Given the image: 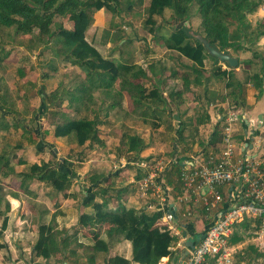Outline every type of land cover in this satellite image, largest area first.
I'll use <instances>...</instances> for the list:
<instances>
[{
	"label": "trees",
	"instance_id": "1",
	"mask_svg": "<svg viewBox=\"0 0 264 264\" xmlns=\"http://www.w3.org/2000/svg\"><path fill=\"white\" fill-rule=\"evenodd\" d=\"M262 1L148 0V5L145 8L144 26L157 45L177 53L179 58L188 61V63L181 64V72L186 73L190 84L201 87L200 96L206 104L218 99L223 103L229 101L234 110L246 111L248 110V106L245 105L246 85L251 84L258 94L264 88V56L257 48L259 39L264 35V30L260 24L252 25L248 19L249 15L257 11ZM121 4L125 6L128 15L135 6L144 5L145 0H124L123 3L119 0H0V71L4 69L2 63L10 56L11 48L16 46L22 48L29 55L37 52L36 55L45 58L41 65V68L44 69L40 76L42 79H48L56 74L60 65H69L78 70V73L71 77L68 85L59 83L54 91L41 96L40 107L30 113V119H36L37 115L42 118L44 116L42 114H53L52 121L60 118L59 122L54 125L53 137L69 138L77 147L102 144L99 139V126L103 125L105 120L101 114L107 117L109 110L118 109L121 102L120 96L130 100L134 111L140 110L145 113L156 110L160 114L163 112L162 108L167 105V102L162 98L165 90H167V96L172 103L182 97L181 91H174V87H164L162 84L166 78L177 79L176 69L166 70L162 64L159 68L154 65L148 66L147 69L139 68L129 60L123 62V50L120 53L122 63H115L111 59L104 58L86 40V32L93 23V14L104 8L107 9L109 6V11L120 15ZM165 10L171 11L169 18L166 19H164ZM156 17L163 18V26L170 27L168 35L158 36L162 26L158 25ZM194 17H198L201 21L197 33L215 49L231 54L238 52L251 54L250 58L242 61L237 59L245 69L246 77L244 79H239L234 69H222L217 58L209 55L200 41L187 34L191 30L184 23ZM56 18H61V21H57ZM63 21L70 22L72 27L65 28ZM111 36V43L118 44L121 48L127 45L126 39L120 31L112 33ZM6 47L9 48L6 49ZM208 59L212 61L209 69L206 67ZM18 73L21 77L24 76L22 69L18 70ZM147 79L151 81L150 89L141 83L142 80ZM213 84H222V87L216 91L210 87ZM115 85L117 86L115 87ZM2 86L0 85V109L20 118L22 112L17 111L13 103L10 104L9 91ZM39 92L40 90H38V94ZM22 100L26 102L28 98L24 96ZM64 102L67 103L66 106L63 105ZM55 108H59L60 111L54 110ZM64 108L73 112L75 116L69 117L65 114L66 111H63ZM174 116L172 117L174 118ZM208 119L209 117L205 115V120ZM142 122L148 123L146 120H142ZM11 124L15 129H22L23 135H27L26 140L29 144L38 146L32 137L31 130L26 129L21 122L14 118ZM152 126L155 129L160 127L159 123L152 124ZM8 127L9 122L0 119V128L5 130ZM167 129H172L170 123L167 125ZM183 132L184 125L182 123L176 133L182 136ZM45 134L47 131L43 133V135ZM121 137L118 148L126 147L125 151L130 155L133 153L134 156H138L148 146L139 135L131 134L130 131L122 132ZM217 140V133L214 132L209 144L212 145ZM17 148H22V145L19 144ZM8 163L9 158L2 153L0 155V173L7 170L2 173V176L13 172L11 168L8 169ZM19 164H25V162L20 161ZM138 170L140 174L135 175L136 181L144 175L139 168ZM138 170L137 172H139ZM178 173L179 166L177 163H173V167L165 170V179L170 178L171 174H175L179 185ZM16 175L20 177L21 189H27L29 183L33 182L43 184L55 194H59L69 190L71 180L76 177V172L71 162L62 159L56 164L53 161L33 163L28 166L26 173H17ZM105 175L106 173L99 172V174L89 177L88 181L93 189L97 187V190L91 193V200L88 195L90 190H86L85 202H81L83 195L80 194V203L90 206L91 210L89 213L80 215L71 233L68 228L58 229L56 218L48 219L45 216L46 209H43L41 213L35 212V216L38 215L39 218L32 246L34 257H40L44 261L53 259L62 264L71 255L84 254L88 249L89 255L86 259L89 262H92V259L96 258L95 256L101 255L104 264H158L162 258L166 257L169 260L172 258L171 248L176 237L167 228L157 226L165 209H162L159 203L155 204L153 210H149L147 206L138 208L119 206L125 198L126 192L129 191L130 185H119L115 189L113 179H110L109 183L103 180ZM116 175L110 178L116 177ZM104 183L107 184L106 187H103ZM167 183L171 182L167 181ZM6 195H10L13 199L17 197L15 193ZM4 196L0 188L1 231L6 228L9 222V217L5 215L6 211L2 210ZM75 196L73 194V197ZM95 199H100V201H94ZM119 200L120 202L115 204L119 208L111 209L112 202ZM64 211L69 212L61 209L59 214L64 215ZM206 223L205 220L204 224L206 225ZM259 225L258 220L244 219L234 227L230 243L243 242L246 230L250 227L253 230H258ZM120 240L130 243L131 260L118 256L106 257L109 248ZM82 241L84 243L87 241L90 246L85 247ZM0 248H3V244H0ZM81 248H85V250L81 251ZM251 249L252 258L255 261L264 256L263 252Z\"/></svg>",
	"mask_w": 264,
	"mask_h": 264
},
{
	"label": "rangeland",
	"instance_id": "2",
	"mask_svg": "<svg viewBox=\"0 0 264 264\" xmlns=\"http://www.w3.org/2000/svg\"><path fill=\"white\" fill-rule=\"evenodd\" d=\"M119 1L123 3L124 0ZM147 1L148 0H145V4L142 6H135L128 15L123 4L119 7L121 9L120 15H116L114 12L109 11L108 7L111 6V3H109L107 9L104 8L93 14V23L86 32V40L91 43L104 58L115 60V63H122L120 53L123 50V62L124 60H129L139 68L147 69L150 65L159 68L162 64L166 67V70L176 69L177 79L166 78L162 84L164 87H174V91H181L182 97L176 99L174 103H172V101H168V93L166 92L167 90H165L162 94V98L167 102V105L165 108H162L163 112L160 114L155 110L154 112L146 111L143 113L139 110V113L137 111V113H134L137 114L136 116L140 117L137 118L132 114L130 117H126L125 114L121 115V110L127 112V109H133V107L132 104L127 105L122 96H120L121 102L118 109L109 110L107 117L101 114V117L106 121V123L99 126V139L102 142L101 145L96 143L93 146H84L81 148L77 147L69 138L63 139L53 137L54 125L60 120V118H57L55 121H52L53 114H42L44 115L42 118L37 115L35 117L36 119H30V113L38 109L41 105L40 97L54 91L59 83L68 85L71 77L76 75L78 70L69 65H60L56 74L48 79H42L40 76L44 69L41 68V65L45 58L36 55L37 52L29 55L23 51L22 48L17 46L11 48L10 56L2 63L4 69L0 71V77L2 78L0 85L8 89L10 104L13 103L14 108H16L17 111L19 110L20 113L22 112L20 118H17L15 115L6 113L3 109H0V119L9 122V127L7 129L4 130L0 128V155L3 153L5 157L9 158L7 167L13 170V172L7 173V176H2V173H5V171L7 172V170H3V172L0 173V188L2 194L5 195L3 210L7 212V209H10L12 206L10 204L8 207L9 203L7 199L10 200L11 196L6 194L15 193L17 198H19L15 207L18 209V214L22 216L18 222L19 228H16L17 232L28 230L29 232H34L32 230L33 226H31V216L32 214L35 215L36 211L41 212L43 209H46L51 219V217H57L58 209H62L72 212L75 219L73 222L69 221L66 227L63 222L65 217L59 216L57 219L58 229L68 228V231H70L69 233H71L74 227L73 224L76 225L80 215L85 214V212H83L85 211V207L80 203V194H84L88 188H90V193L97 190V187L93 189L90 181H88L89 177L93 174H99V172L106 173L103 180L109 183L111 182L110 179H113L115 189H117L116 187H119V185H130L129 191L126 192L128 198L134 196L138 199V207L147 206V208H149L148 205L150 203L155 205L160 202L157 198L158 195L161 196V194H158L160 190L157 188L150 189L149 192L146 191L147 193L138 191L137 181L132 180L135 179V175L140 174L138 165L136 164L137 162L146 164L158 162L163 168L166 166L171 168L173 167V163H177L182 156L185 157L200 151H208L210 149L208 148V144L214 132L217 133L218 139L214 143L217 144L214 147V152L215 154L219 153L221 149L220 135H222L221 133L224 130V126H226L225 118L228 117V114L236 113L237 111L230 106L229 101L223 103L218 99H214L209 104H206L204 99L200 96L202 92L201 87L190 84L188 81L189 77L186 73L181 72V64L188 63V61L184 58H179L177 53L167 51L154 42L152 36L144 26V21L146 20L145 8L148 5ZM170 14L171 11L165 10L164 19L169 18ZM162 19L163 18L156 17L158 25L162 26L161 28L159 27V37L168 35L170 29L168 26H163ZM56 20L60 22L61 18H56ZM63 23L65 28L69 29L72 27L70 22L63 21ZM184 24L191 31L198 34L197 31L201 25V21L198 17H194ZM119 31L126 39L127 45L123 48L118 46V44L111 43L112 33ZM8 48L9 47H6V49ZM257 48L264 56V51L262 47L259 46V42ZM250 55L249 52L231 54V56L237 57L240 61L250 58ZM218 64L221 65L223 69H229L226 64L220 62ZM211 65L212 61L209 59L206 60L207 69H209ZM20 69L24 72L23 77L18 73ZM234 70L239 79H244L246 77V72L242 65ZM156 71H158V69H156ZM149 76L152 75L149 74ZM166 77L168 76L166 75ZM141 83L147 89L151 88V81H149V79L142 80ZM116 86L117 85H115V87ZM210 87L217 91L221 89L222 84H213ZM38 90H40L39 94ZM24 96L28 98V101L24 102L22 100ZM177 103H179V105H177ZM66 104V102L63 103L64 106H66ZM54 110L60 111L59 108H55ZM63 111H66L65 114L69 117L75 116L73 112H69L66 108H64ZM239 112L241 113V111ZM173 115H175L174 118L172 117ZM205 115L209 117L208 120H205ZM218 117L223 118L218 119ZM13 118L21 122L26 129L32 131V137L38 143L37 147L36 144H29L27 142V135H23L22 129H15L12 126L11 123ZM142 120H146L148 123H144ZM155 123H159L160 127L155 129L152 126V124ZM169 123L172 127L171 130L167 129ZM182 123L184 125V132L182 136H179L176 131ZM233 129L235 145L236 148H238L242 143H239L236 138H241L244 135L235 125ZM246 129L248 132L250 131L249 128ZM45 131H47V134L43 135ZM124 131H130L131 134L139 135L148 145L147 148L141 151L142 153L144 152L143 158L134 156L133 153L132 155L126 153V147L120 146V148H118L120 139H122V132ZM255 131H257V133H254L253 137H256L255 141L257 140L258 142L256 152L264 156V125H262L260 129L257 128ZM251 142L250 140V143ZM19 144L22 145L20 149L17 148ZM146 149L150 150L145 152ZM141 152L139 154H141ZM139 158L143 161H139ZM62 159L71 162L76 172V177L71 180V186L65 193L55 194L45 185L33 182L29 183L27 189L20 188V177H17V173H26L28 171V166L33 163L40 164L41 162L53 161V163L56 164L57 161ZM20 161H24L25 164H19ZM137 170L139 172H137ZM118 173L120 175L117 176L116 174ZM113 175H116V177L110 178ZM164 180V191H166V189L168 191V188L172 189V196L179 193L180 187L177 183L175 174H171L170 178H164ZM167 181L171 183L169 184ZM106 183L103 184V187H106ZM167 193H169V191ZM73 194L76 196L73 197ZM125 197L127 196L125 195ZM128 198H124L123 201ZM97 200L100 201V199ZM119 202L120 200L118 202H112L111 209L113 207L116 208L117 206L115 204ZM123 204L121 205L124 206ZM162 204L165 205V203ZM12 208L14 207L12 206ZM22 209L24 210L23 212ZM108 209H110V206H108ZM153 209L154 207L149 210ZM198 217L199 216H196L191 226L201 232L205 222H199ZM1 222L2 216L0 215V233L4 232L6 229L1 231ZM185 222V219H181L177 221V224L179 226L185 225ZM159 223L160 225H164V221L162 220H160ZM171 223L172 222L169 224ZM172 225L179 230V227H176L175 223ZM258 233L259 230H252L250 227V229L246 230L244 233L245 242L260 243L261 245V242H264V234L263 239H261L260 235H257ZM7 236L9 248H11L13 255L16 257V255L20 253L19 251L17 254L15 253L18 250L16 247H19L22 243L19 241L18 243L17 241L13 243L11 241L12 236L9 237L8 234ZM31 236L28 234L29 240L32 239ZM82 242L84 243V241ZM27 244H29L28 241L26 242V245ZM26 245L24 244L23 246L26 247ZM83 249L85 250V248ZM83 249L81 248L80 250L82 251ZM31 252L33 253V251ZM234 263L236 264V262ZM258 263L264 264V259Z\"/></svg>",
	"mask_w": 264,
	"mask_h": 264
},
{
	"label": "built area",
	"instance_id": "3",
	"mask_svg": "<svg viewBox=\"0 0 264 264\" xmlns=\"http://www.w3.org/2000/svg\"><path fill=\"white\" fill-rule=\"evenodd\" d=\"M241 114L231 113L225 118L218 154L214 152L217 144H208V151L177 161L180 192L172 204L168 201L172 189L168 188L169 193L167 189L164 191L161 181L162 174L169 167L163 168L158 162L136 163L144 173L137 181L138 191L160 190L158 194L161 196L157 198L160 207L165 209L160 219L164 225L161 226L180 236L177 247L184 248V237L169 224L174 216L192 223L199 214L197 210L204 212L208 225L203 238L188 251L182 264H233L229 239L233 228L246 218L258 220L259 232L264 233V158L252 154L246 143L236 148L233 126L241 120Z\"/></svg>",
	"mask_w": 264,
	"mask_h": 264
},
{
	"label": "crops",
	"instance_id": "4",
	"mask_svg": "<svg viewBox=\"0 0 264 264\" xmlns=\"http://www.w3.org/2000/svg\"><path fill=\"white\" fill-rule=\"evenodd\" d=\"M147 4H148V1H147ZM248 19L252 25L256 26L257 24H260V26H262V30H264V0L262 1L261 5L257 9V11L248 16ZM166 30H167V28H166ZM259 46H261L263 51H264V35H262L260 38ZM113 61L116 62L115 60H113ZM239 66H240V64H238L237 67H239ZM257 94H258V92L253 88V86L251 84L246 85V87H245V105L248 106V108H247L248 110H246V111L236 110L237 112L241 111L242 114H241V120L235 124V127H237V129H239V131H242V134L244 135L241 138L237 137L236 138L237 141L239 143H242L243 145L246 143L247 148L252 152V154L259 155L256 152L257 151L256 146H257L258 142H257V140L255 141L256 137H253V135H254V133L255 134L257 133V131H255L257 128L260 129V127L262 125H264V88H263V91L260 94H258V96H257ZM123 99L125 100L127 105L132 104L128 98L124 97ZM168 101H170V100L168 99ZM125 102H124V104H125ZM137 112L134 111L133 109L129 108V109H127V112H124L123 110H121V115L125 114L126 117H130V115L132 114L133 116L134 115L136 116L137 114H134V113H137ZM136 117L140 118L138 116H136ZM103 122L106 123V121H103ZM246 128H249L250 131L248 132ZM136 133H137V131H136ZM250 140L252 141L251 143H250ZM149 150L150 149H146L145 152H148ZM138 156L140 158H143L144 152L143 153L141 152V154H139ZM262 157L264 158V156H262ZM165 176L166 175H165V171H164V173L162 174V182L165 181L164 180ZM132 180H136V179H132ZM89 190H90V188L87 189V191H89ZM87 191H85V193L82 194L83 195V199H82L83 201L81 200V202L86 201L85 197H87L86 196ZM88 195H89V200H91L90 199L91 193L89 192ZM126 196L127 197H125V199L128 198L127 194H126ZM174 198H175V196L169 197L168 201L173 202ZM17 200H19V198H17V197H16V199H13V198H10V200L7 199V202L9 203L8 207L11 204L14 208H12V206H11L10 209L9 208L7 209V212L5 214L6 216L9 217V222L7 223L5 231L0 234V244H3V248L2 249L0 248V264H59V263L55 262L53 259H49V260L44 261V260L40 259V257H34V255L31 252L32 246H33V241H34V238L36 237V226H37L38 218H39L38 215L35 216L32 214V216H31V218H32L31 226H33L32 230L34 232H29V230L23 231V232H19V231L17 232L16 231V228H19L18 222H19L20 218L22 217L20 214H18V209L15 207L17 205ZM94 201H99V200L95 199ZM4 202L5 201H3V205H4ZM125 203H127V204H125ZM121 204H123L125 207L138 208V199L134 196H131L127 200H124L123 202H121ZM121 204L119 206H121ZM119 206H117L116 208L113 207L112 209L115 210V209L119 208ZM154 206L155 205L151 204V203L148 205L149 209L154 207ZM84 207H85V211H83V212H85V214L89 213L91 210L90 206L84 205ZM2 210H3V208H2ZM23 211L24 210L22 209V212ZM3 212H4V210H3ZM197 212L199 213L198 214L199 215L198 221L201 223H202V221L205 222L204 212L200 211V210H197ZM45 216L48 219H50L47 212L45 213ZM59 216L65 217L63 220L65 226L68 224L69 221L73 222L75 219L72 212H67V213L65 212L64 215H61V214H59V211H58L56 220L58 219ZM73 225H75V224H73ZM206 225H207V223H206ZM206 225H205V227H206ZM157 226H160L159 222H157ZM258 230H259V228H258ZM179 232H181L182 238L183 237L185 238V239L183 238V244L186 243L185 241H187V240H192V239H195L196 236L199 237L200 235H202V231L200 232L196 229H193V227H191L189 225L185 226V228L179 227ZM7 234L9 235V237L12 236L11 241L13 243H14V241H17V243H18V241L22 243V245H20L19 247H16L18 250L15 253L17 254L18 251L20 252V253H18V255H16V257L13 255V253H12L13 251H11V248H9V244L7 243V239H8ZM28 234H30V236L33 234L31 236L32 237L31 240L28 239ZM263 234H261L259 232L257 235L258 236L260 235V238L263 239ZM176 240H177V238H176ZM27 241L29 244L26 245ZM179 241L180 240L178 239V241L176 243H178ZM24 244L26 245V247L23 246ZM84 244H85V247L90 246L87 241ZM229 245L231 247L233 264H235L234 262H236V264H261L258 262L264 258V256H263L262 258L255 261L252 258L253 254H252V249H251V248H253L257 252H261V253L264 252V242H261L262 246L260 245V243H247V242H245V240L243 242H237L235 244H231L230 239H229ZM262 247H263V249H262ZM171 250L173 253L172 258L170 260H169V258H166V257L162 258L158 264H182L183 258L185 255V250L180 248V247H177L176 244H173ZM88 255H89V252L87 249L84 252V254L71 255V257H69L67 260L65 259L62 264H104V261H103V258L101 255L95 256L96 258L92 259V262H89L86 259L88 257ZM114 256H118V257H122V258L127 259V260H131L132 252H131L130 243L128 241H125V240H120L119 242L113 244L109 248V251H108L106 257L108 258V257H114Z\"/></svg>",
	"mask_w": 264,
	"mask_h": 264
},
{
	"label": "water",
	"instance_id": "5",
	"mask_svg": "<svg viewBox=\"0 0 264 264\" xmlns=\"http://www.w3.org/2000/svg\"><path fill=\"white\" fill-rule=\"evenodd\" d=\"M187 34H189L193 38H196L198 41H200L209 55L216 57L220 63L226 64V66L229 69H235L238 66L237 58L231 56L230 53L221 52V51L215 49L214 47L209 45V43L203 37H201V35L196 34L193 31H189ZM202 238H203V235H200L198 238L187 241L185 243V247L189 250H192L196 241L201 240Z\"/></svg>",
	"mask_w": 264,
	"mask_h": 264
},
{
	"label": "clouds",
	"instance_id": "6",
	"mask_svg": "<svg viewBox=\"0 0 264 264\" xmlns=\"http://www.w3.org/2000/svg\"><path fill=\"white\" fill-rule=\"evenodd\" d=\"M239 64V63H238ZM162 181V180H161ZM164 182V181H163ZM172 197V196H171ZM173 202H174V200H173ZM173 202H169L170 204H172ZM165 212V211H164ZM164 215V214H163ZM197 216H199V215H197ZM179 220H181V218L178 216V215H175L174 216V219H173V222L171 223V226L176 230V231H178L179 232V230H177L176 228H175V226H173L172 224H176V227H183V228H185V226H187V225H189V226H191V224L194 222V221H192V223H184L185 225H178L177 224V221H179ZM158 222H160V220L158 221ZM240 224V223H239ZM239 224H237V225H239ZM207 225H208V222H207ZM206 225V226H207ZM160 227H164V226H161L160 225ZM192 227V226H191ZM165 228H167V227H165ZM205 225H204V227H203V230H202V235H203V232H204V230H205ZM168 229V228H167ZM193 229H194V227H193ZM171 233H172V235L174 236V237H176L177 238V240L175 241V243L174 244H176V242L178 241V239H180V236L179 235H176V234H174V231L173 230H170V229H168ZM233 231H234V228H233ZM181 234V233H180ZM233 234V233H232ZM182 235V234H181ZM232 236V235H231ZM230 236V237H231ZM196 238V237H195ZM198 238V237H197ZM187 241H189V240H187ZM187 241H185V242H187ZM199 241V240H198ZM198 241H196V243L198 242ZM196 243H195V245H196ZM184 245V248H182V249H184L185 250V255L188 253V251H190L189 249H187L186 247H185V243L183 244ZM194 245V246H195ZM184 255V256H185ZM184 259V258H183Z\"/></svg>",
	"mask_w": 264,
	"mask_h": 264
}]
</instances>
